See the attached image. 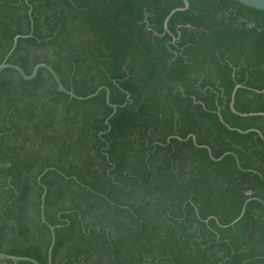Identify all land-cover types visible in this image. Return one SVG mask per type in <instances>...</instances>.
<instances>
[{"label": "trees", "instance_id": "obj_1", "mask_svg": "<svg viewBox=\"0 0 264 264\" xmlns=\"http://www.w3.org/2000/svg\"><path fill=\"white\" fill-rule=\"evenodd\" d=\"M188 2L0 0V65L25 36L9 64L117 106L0 75V252L48 264L44 211L52 264H264V117L231 109L264 113V12Z\"/></svg>", "mask_w": 264, "mask_h": 264}, {"label": "water", "instance_id": "obj_2", "mask_svg": "<svg viewBox=\"0 0 264 264\" xmlns=\"http://www.w3.org/2000/svg\"><path fill=\"white\" fill-rule=\"evenodd\" d=\"M183 3H184V8H177L175 10H173L170 15L166 18L165 20V25H164V28L166 31H168V22L169 20L171 19V17L177 13V12H181V11H186L189 9V2L188 0H182ZM235 2L241 4L242 6H245L247 8H250V9H253V10H256V11H260V12H264V0H234ZM22 38H26L25 36H17L15 39H14V44H13V47L12 49L10 50L7 58L5 59L4 63L0 65V75L6 71V70H13L15 71L16 73H18L24 80L26 81H32L33 79H35L39 73L40 70H45L47 73H49L52 78L54 79L56 85H57V88L60 92L64 93L65 95L69 96L70 98H73V99H76V100H79V101H85V100H89V99H92L94 97H96L97 95L100 94V92L102 90H106L107 92V103L109 104V106L114 110L113 111V115L116 113L117 111V106L115 105H112L110 103V92L107 88L105 87H102L100 88L99 90H97V92L95 94H92L88 97H78L76 96L72 91H69L67 90L64 85L62 84L58 74L55 72V70L50 67L49 65L47 64H39L37 65L32 74L31 75H27L22 68H20L19 66L17 65H14V64H9L7 61L8 59L10 58V56L13 54V52L16 50L17 48V45H18V41L19 39H22ZM241 86H237L232 94V102H231V109H232V112L240 117H243V118H247V117H258V116H261V117H264V113H251V114H241L239 112L236 111V109L234 108V104H235V97H236V93H237V90L240 88ZM221 121L222 123L230 130H234L233 128L229 127L225 122L224 120L221 118ZM240 133H248L250 131H247V132H244V131H241V130H238ZM251 131H255L257 132L260 137L264 140V136L257 130H251ZM191 137V136H190ZM189 137V138H190ZM194 142H196V138L194 136H192ZM204 148H207V147H204ZM210 155H211V151L209 148H207ZM236 161H237V165L240 169L241 168V164H240V161L238 159V157H236ZM253 173L259 175L261 178H263L261 176V174H259L258 172L256 171H252ZM44 195H43V205H42V208L44 209V201H45V196H46V193H47V188L44 187ZM255 200H259V199H255ZM261 201V200H259ZM263 204L264 202L261 201ZM248 203V202H247ZM247 203L244 205V208L242 210V213L240 215V217L235 220L234 222H232L229 226H233L234 224H236L239 220H241L243 218V216L245 215V211H246V206H247ZM42 215H43V212H42ZM43 221L44 223H46V220L43 216ZM50 232H51V244H50V247H49V250H48V258H49V264H52V254H53V250H54V247H55V244H56V234H55V229L53 227H50ZM0 260L1 261H11L13 263H18V262H26V263H30V264H40L38 261H36L35 259H32V258H28V257H19V256H12V255H8V254H5V253H2L0 252Z\"/></svg>", "mask_w": 264, "mask_h": 264}, {"label": "flooded vegetation", "instance_id": "obj_3", "mask_svg": "<svg viewBox=\"0 0 264 264\" xmlns=\"http://www.w3.org/2000/svg\"><path fill=\"white\" fill-rule=\"evenodd\" d=\"M44 193H45V191H44ZM44 195V194H43ZM43 199V198H42ZM43 209V208H42ZM43 212V215H42V219H43V216H44V218H45V215H44V211H42ZM46 220V219H45ZM44 222V221H43ZM49 228L50 227H52V226H50L49 224H47V222L45 223ZM48 264H49V258H48Z\"/></svg>", "mask_w": 264, "mask_h": 264}]
</instances>
